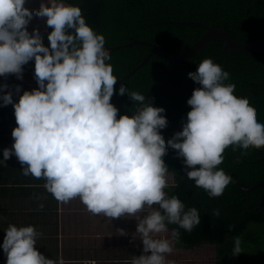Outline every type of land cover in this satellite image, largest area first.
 I'll return each mask as SVG.
<instances>
[{"label": "clouds", "instance_id": "1", "mask_svg": "<svg viewBox=\"0 0 264 264\" xmlns=\"http://www.w3.org/2000/svg\"><path fill=\"white\" fill-rule=\"evenodd\" d=\"M27 2L0 0V76L15 74L22 80L23 66L34 60L38 84L22 94L19 84H0V105L11 104L16 119L13 144L3 149L0 163L15 155L22 174L42 179L60 203L79 198L93 215L134 217L143 249L131 264H174L168 256L180 229L191 232L201 217L197 207L166 191L169 148L182 158L181 178L216 199L232 183L231 175L218 170L223 154L239 150L238 164L250 148L264 147V123L247 100L234 96L230 73L211 57L188 73L199 87L187 99L191 108L182 130L167 141L161 132L168 125L165 109L124 84L117 94H127L135 110L118 118L111 102L118 78L108 63L112 57L105 36L86 22L78 4L41 0L30 9ZM34 17L44 18L52 29L48 46L38 29H28ZM209 211L220 217L218 209ZM169 225L177 227L170 230ZM4 231L0 247L6 264H65L62 256L52 259L39 250L42 233L34 225L9 224ZM241 252L242 238L235 236L232 253Z\"/></svg>", "mask_w": 264, "mask_h": 264}, {"label": "trees", "instance_id": "2", "mask_svg": "<svg viewBox=\"0 0 264 264\" xmlns=\"http://www.w3.org/2000/svg\"><path fill=\"white\" fill-rule=\"evenodd\" d=\"M78 4L86 22L102 33L106 45L111 47L113 74L117 76L111 102L121 114L135 110L134 102L127 94L121 96V84L145 94L154 106L163 107L168 125L161 132L167 141L182 130V119H186L191 106L187 99L193 89L199 87L189 76L201 60L211 57L230 73V82L235 85L234 96L247 100L257 113L259 122L264 123V51L238 52L225 46L216 38L183 64L176 65L164 85L149 97L147 95L161 82L171 63L155 53L139 68L144 58L153 50L149 45L132 43L133 40L153 42L174 56H180L205 33L197 22L222 27L240 41L250 42L264 39V0H66ZM52 29L48 26V33ZM48 36V34H47ZM43 39L46 46L50 44ZM29 72L35 86L34 60L29 61ZM134 71L133 73H131ZM224 163L218 170L232 176V183L223 195L210 199L207 193L195 186L194 181L183 179L182 158L176 150L169 148L164 160L168 172L174 176V184L168 193L177 195L187 206L200 210L201 222L191 232L180 229L177 243L181 247L193 248L208 242L216 245L217 264H264V188L245 191L236 181L247 187L264 182V147L250 148L240 163V156L227 149ZM218 209L220 217L210 215ZM252 223H254L252 225ZM176 225H169L172 229ZM242 238L243 252L233 255V237Z\"/></svg>", "mask_w": 264, "mask_h": 264}, {"label": "crops", "instance_id": "3", "mask_svg": "<svg viewBox=\"0 0 264 264\" xmlns=\"http://www.w3.org/2000/svg\"><path fill=\"white\" fill-rule=\"evenodd\" d=\"M28 29L32 31L30 25ZM47 34L48 31L44 39ZM23 67L22 80L15 74H9L6 78L0 76V84H19L22 86L21 94L23 90L35 88L28 64ZM14 98L18 99V96ZM15 126L13 106L0 105V159H3V149L13 144L11 132ZM22 169L15 155L6 164L0 163V245L9 224H31L42 233L37 240L39 250L52 259L62 256L65 264H131L132 257L142 253V241L135 235L138 221L134 217L111 219L102 214L93 215L79 198L67 204L60 203L46 191L42 179L24 176ZM33 194L40 198L34 199ZM41 203L43 209L39 208ZM165 235L169 236L170 232ZM211 247L212 256L207 255ZM173 248L168 260L174 264H217L216 245L213 243L187 248L174 241ZM0 264H6L2 247Z\"/></svg>", "mask_w": 264, "mask_h": 264}, {"label": "water", "instance_id": "4", "mask_svg": "<svg viewBox=\"0 0 264 264\" xmlns=\"http://www.w3.org/2000/svg\"><path fill=\"white\" fill-rule=\"evenodd\" d=\"M198 24L202 25L205 28V33L202 35L200 39H198L190 48H188L184 53H182L180 56H174L170 54L167 50L162 48L156 43L145 41V40H138L135 39L133 40L130 44L132 43H142L149 45L153 48V50L144 58V60L136 66V69L141 67L149 58L155 53H159L162 55L165 59H167L170 63L171 66L169 67L168 71L165 73L163 76L161 82L147 95L149 97L153 92L157 91L159 88H161L165 81L167 80L169 74L173 70V68L178 65V64H183L185 61L190 59L193 55L201 51L204 47H206L212 40L218 38L222 40L225 43V46L227 48H230L234 51L238 52H253V51H258V50H263L264 51V39H259V40H254L250 42H244L240 41L237 38H235L228 30L222 28V27H216L213 25H206L200 22H197ZM108 48L110 51L112 50L111 47L105 46ZM132 71L131 73H133ZM233 175L236 178V181L238 184L245 190V191H252L258 187H263L264 188V182H259L255 184L252 187H247L244 184H242L239 180L236 174L233 173Z\"/></svg>", "mask_w": 264, "mask_h": 264}, {"label": "rangeland", "instance_id": "5", "mask_svg": "<svg viewBox=\"0 0 264 264\" xmlns=\"http://www.w3.org/2000/svg\"><path fill=\"white\" fill-rule=\"evenodd\" d=\"M40 3H41V0H28L26 6L29 7L30 9L38 8L40 6ZM29 25H30L31 29H33V28L38 29L40 31L41 35L43 34L42 36H44L48 31V28H47L48 25L46 24V20L44 18L34 17ZM168 182H169V185L174 184V176L170 172H168ZM166 191H168V188L166 189ZM253 224L254 223H252V225ZM212 251H213V248L211 247V250L207 251V255L212 256Z\"/></svg>", "mask_w": 264, "mask_h": 264}]
</instances>
